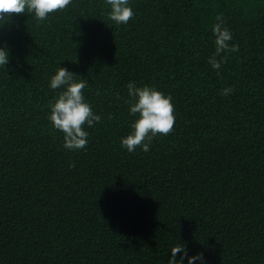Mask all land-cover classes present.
I'll list each match as a JSON object with an SVG mask.
<instances>
[{
	"label": "trees",
	"instance_id": "trees-1",
	"mask_svg": "<svg viewBox=\"0 0 264 264\" xmlns=\"http://www.w3.org/2000/svg\"><path fill=\"white\" fill-rule=\"evenodd\" d=\"M129 5L121 25L106 0L0 21V264H167L178 243L206 264H264V0ZM221 13L239 51L218 75ZM58 67L101 116L84 150L47 119ZM130 81L172 96L174 130L147 152L121 147Z\"/></svg>",
	"mask_w": 264,
	"mask_h": 264
},
{
	"label": "clouds",
	"instance_id": "clouds-1",
	"mask_svg": "<svg viewBox=\"0 0 264 264\" xmlns=\"http://www.w3.org/2000/svg\"><path fill=\"white\" fill-rule=\"evenodd\" d=\"M72 0H0V21H5L7 16L12 14L34 13L35 19L42 23L48 20L50 13L65 10ZM106 5L110 7L108 18L116 25L127 24L134 17V12L129 5V0H106ZM212 25L214 35L215 52L208 58V63L217 71L222 65L227 63L228 55L239 51L237 44H230L233 34L226 26L223 14L215 17ZM9 62V52L6 47H0V66H5ZM76 75L67 68L58 67L56 73L50 78V88L63 89L54 102L50 101V114L47 119L52 126L63 133V147L69 151L84 150L88 144L89 133L84 126L95 127L101 122V116L94 113L91 105L85 100L83 90L88 87L85 79L77 80ZM129 99V115L137 117L130 125L131 131L126 137L121 138V147L128 152H134L137 147H141L147 152L150 149L154 137L168 135L173 132L175 124L174 105L172 96L165 95L154 86L138 87L135 81H130L127 85ZM234 92L231 87H225L221 95L229 96ZM70 164L69 167H74ZM172 256L167 264H183L187 257V264H194L200 260L201 264H206L202 253L188 256L184 244L178 243L171 248ZM177 253L181 257L177 260Z\"/></svg>",
	"mask_w": 264,
	"mask_h": 264
}]
</instances>
